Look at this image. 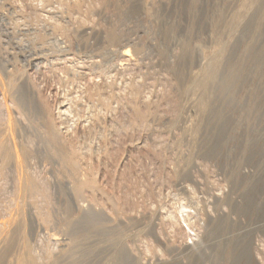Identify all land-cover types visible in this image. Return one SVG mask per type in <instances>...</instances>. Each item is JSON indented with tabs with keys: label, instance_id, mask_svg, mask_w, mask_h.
Masks as SVG:
<instances>
[{
	"label": "rangeland",
	"instance_id": "obj_1",
	"mask_svg": "<svg viewBox=\"0 0 264 264\" xmlns=\"http://www.w3.org/2000/svg\"><path fill=\"white\" fill-rule=\"evenodd\" d=\"M121 254L264 264V0H0V264Z\"/></svg>",
	"mask_w": 264,
	"mask_h": 264
},
{
	"label": "bare ground",
	"instance_id": "obj_2",
	"mask_svg": "<svg viewBox=\"0 0 264 264\" xmlns=\"http://www.w3.org/2000/svg\"><path fill=\"white\" fill-rule=\"evenodd\" d=\"M123 56H129V51H124L123 52ZM24 96V95H23ZM21 97V96H20ZM30 185V184H29ZM33 188V187H32ZM21 190V189H20ZM90 215H94L92 213H90ZM120 262H118L119 264H131V261L129 260V258H127V256L124 254V256L122 257V254L120 256ZM123 259V260H122Z\"/></svg>",
	"mask_w": 264,
	"mask_h": 264
},
{
	"label": "built area",
	"instance_id": "obj_3",
	"mask_svg": "<svg viewBox=\"0 0 264 264\" xmlns=\"http://www.w3.org/2000/svg\"><path fill=\"white\" fill-rule=\"evenodd\" d=\"M175 264H178V263H175ZM181 264H185V263H181ZM201 264H207V263H201Z\"/></svg>",
	"mask_w": 264,
	"mask_h": 264
}]
</instances>
